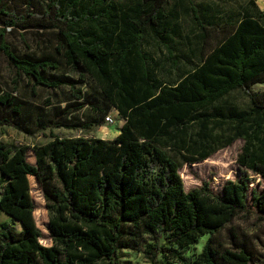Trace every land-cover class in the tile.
Listing matches in <instances>:
<instances>
[{"label": "trees", "instance_id": "trees-1", "mask_svg": "<svg viewBox=\"0 0 264 264\" xmlns=\"http://www.w3.org/2000/svg\"><path fill=\"white\" fill-rule=\"evenodd\" d=\"M170 2L0 0V53L34 82V95L37 86L71 92L49 114L0 83V128L33 135L101 126L112 107L124 119L113 139L53 136L34 148L35 163L28 146L0 141V264H120V249H141L152 261L162 255L166 264L259 262L246 233L231 229L230 246L214 236L242 212L264 220V91L253 89L264 83V11L256 0L222 15L190 7L196 38L222 32L195 61L180 49L189 9ZM49 30L54 54L20 53L6 39ZM90 82L98 96L83 91ZM239 93L245 104L233 98ZM85 106L101 116L75 118ZM239 139L236 179L218 191L210 182L185 188L184 165ZM30 177L46 200L51 245L41 242ZM207 234L197 257H186L183 249Z\"/></svg>", "mask_w": 264, "mask_h": 264}, {"label": "rangeland", "instance_id": "rangeland-1", "mask_svg": "<svg viewBox=\"0 0 264 264\" xmlns=\"http://www.w3.org/2000/svg\"><path fill=\"white\" fill-rule=\"evenodd\" d=\"M248 0H171L170 6L178 5L179 8L184 6L188 7V13L182 12V31L185 36L184 44L180 47L182 52L189 54L190 57L198 61L199 49L203 46L205 51L214 48L219 39L222 37V32L213 29L206 40L204 38H196L198 29L189 15L190 7L195 4H202L210 6L213 11L222 15L226 11L236 13L241 10L243 5ZM259 7L264 11V0H256ZM7 41L17 49L20 53H31L35 55L42 54H54L57 46V40L54 30H49L39 34L36 31H26L23 34L19 31L8 32L6 35ZM151 46L153 50L160 52L161 47L152 40ZM192 49H197L193 53ZM198 52V53H197ZM0 83L5 91L13 90L20 97L27 99L34 106L43 107L47 113L52 114L56 105H65L69 95V88L57 89L51 92L45 87L37 86L36 95L33 93L34 82L26 76H20L10 65L8 58L4 53H0ZM96 84L90 82L83 88V91L97 95L95 92ZM254 91H264V83H258L253 87ZM233 98L239 103H246V97L242 94H235ZM50 99V103L48 101ZM99 104L103 106L101 100ZM42 109V108H41ZM35 111V108L32 109ZM75 118H79L81 121H88L91 118L101 116V112L94 111L90 106H85L79 111L74 112ZM111 116L115 121L105 122L101 126H91L89 128H52L36 132L33 135H29L23 131H20L14 127L5 126L0 128V141L9 146L26 145L29 147L28 157L29 161L35 163L36 146H42L53 139V136L60 137H99L105 139H113L120 131V126L124 122L119 116V112L114 108L108 109L105 117ZM244 140L239 139L235 141L231 146L220 149L212 154L204 161L194 163L192 165H184L181 168V175L184 179L185 188L187 190L199 186L204 182H210L215 190H220L222 185L229 179H236L239 175V164L237 161L238 155L242 150ZM255 177L257 175H254ZM257 178V177H256ZM259 178H257V182ZM31 193L36 204L35 219L38 227L42 231L41 242L44 245H51L53 243L50 231H49V219L50 214L46 206V200L43 192L40 189L37 180L34 177H30ZM256 182V183H257ZM7 215L3 214L0 221H4ZM244 232L248 236V239L252 242L254 249L257 252L259 262L257 264H264V220L260 219L257 214L250 212L239 213L231 223L220 229L215 234V239L220 241L226 246H230V230ZM210 237V234L203 236L196 245H192L184 248V254L189 259H194L202 251L203 246ZM120 264H166L167 260L159 255L154 261H152L141 249H120L118 251ZM179 264V263H173Z\"/></svg>", "mask_w": 264, "mask_h": 264}, {"label": "built area", "instance_id": "built-area-1", "mask_svg": "<svg viewBox=\"0 0 264 264\" xmlns=\"http://www.w3.org/2000/svg\"><path fill=\"white\" fill-rule=\"evenodd\" d=\"M106 121H107V122H112V123H113L115 120L112 119L111 116H107V117H106Z\"/></svg>", "mask_w": 264, "mask_h": 264}, {"label": "crops", "instance_id": "crops-1", "mask_svg": "<svg viewBox=\"0 0 264 264\" xmlns=\"http://www.w3.org/2000/svg\"><path fill=\"white\" fill-rule=\"evenodd\" d=\"M122 120H124V119L122 118ZM122 124H123V123H122ZM121 126H122V125H121ZM121 126H120V128H121ZM119 133H120V131H118V134H119ZM118 134H117V135H118Z\"/></svg>", "mask_w": 264, "mask_h": 264}]
</instances>
